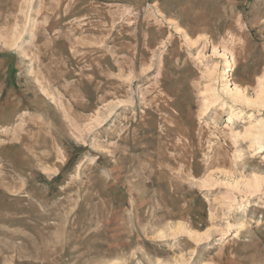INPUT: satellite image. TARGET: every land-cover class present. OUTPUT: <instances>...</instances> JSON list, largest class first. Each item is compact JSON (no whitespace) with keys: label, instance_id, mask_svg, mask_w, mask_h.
I'll list each match as a JSON object with an SVG mask.
<instances>
[{"label":"rangeland","instance_id":"1","mask_svg":"<svg viewBox=\"0 0 264 264\" xmlns=\"http://www.w3.org/2000/svg\"><path fill=\"white\" fill-rule=\"evenodd\" d=\"M0 264H264V0H0Z\"/></svg>","mask_w":264,"mask_h":264},{"label":"bare ground","instance_id":"2","mask_svg":"<svg viewBox=\"0 0 264 264\" xmlns=\"http://www.w3.org/2000/svg\"><path fill=\"white\" fill-rule=\"evenodd\" d=\"M259 99H260V98H259ZM258 102H259V101H258ZM262 102H263V101H262ZM251 103H252V102H251ZM253 104H254V103H253ZM261 104H262V103L260 102V105H261ZM255 105H256V104H255ZM262 147H263V146L261 145L260 148L262 149Z\"/></svg>","mask_w":264,"mask_h":264}]
</instances>
